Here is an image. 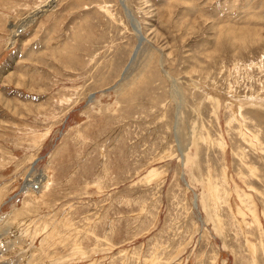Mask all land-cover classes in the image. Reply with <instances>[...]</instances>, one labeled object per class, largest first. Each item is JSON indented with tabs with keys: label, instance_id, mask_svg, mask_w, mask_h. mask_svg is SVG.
Returning <instances> with one entry per match:
<instances>
[{
	"label": "rangeland",
	"instance_id": "1",
	"mask_svg": "<svg viewBox=\"0 0 264 264\" xmlns=\"http://www.w3.org/2000/svg\"><path fill=\"white\" fill-rule=\"evenodd\" d=\"M0 264H264V0H0Z\"/></svg>",
	"mask_w": 264,
	"mask_h": 264
},
{
	"label": "bare ground",
	"instance_id": "2",
	"mask_svg": "<svg viewBox=\"0 0 264 264\" xmlns=\"http://www.w3.org/2000/svg\"><path fill=\"white\" fill-rule=\"evenodd\" d=\"M123 8H124V7H123ZM138 38H139V40H138V45H139V44H141V39H142V38H141V37H138Z\"/></svg>",
	"mask_w": 264,
	"mask_h": 264
},
{
	"label": "water",
	"instance_id": "3",
	"mask_svg": "<svg viewBox=\"0 0 264 264\" xmlns=\"http://www.w3.org/2000/svg\"><path fill=\"white\" fill-rule=\"evenodd\" d=\"M142 40V39H141Z\"/></svg>",
	"mask_w": 264,
	"mask_h": 264
}]
</instances>
